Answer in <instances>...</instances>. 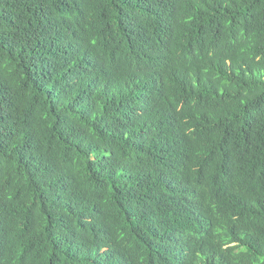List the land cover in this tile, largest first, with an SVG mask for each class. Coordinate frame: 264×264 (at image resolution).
Segmentation results:
<instances>
[{"label": "trees", "instance_id": "trees-1", "mask_svg": "<svg viewBox=\"0 0 264 264\" xmlns=\"http://www.w3.org/2000/svg\"><path fill=\"white\" fill-rule=\"evenodd\" d=\"M0 264H264V0H0Z\"/></svg>", "mask_w": 264, "mask_h": 264}]
</instances>
